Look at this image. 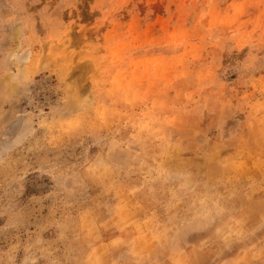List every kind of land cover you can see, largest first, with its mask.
<instances>
[{"label":"rangeland","instance_id":"rangeland-1","mask_svg":"<svg viewBox=\"0 0 264 264\" xmlns=\"http://www.w3.org/2000/svg\"><path fill=\"white\" fill-rule=\"evenodd\" d=\"M0 264H264V0H0Z\"/></svg>","mask_w":264,"mask_h":264}]
</instances>
